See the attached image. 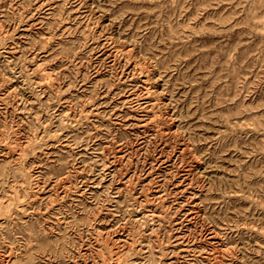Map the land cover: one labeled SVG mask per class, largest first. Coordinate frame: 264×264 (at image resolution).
<instances>
[{
  "label": "rangeland",
  "instance_id": "374dc122",
  "mask_svg": "<svg viewBox=\"0 0 264 264\" xmlns=\"http://www.w3.org/2000/svg\"><path fill=\"white\" fill-rule=\"evenodd\" d=\"M0 264H264V0H0Z\"/></svg>",
  "mask_w": 264,
  "mask_h": 264
}]
</instances>
